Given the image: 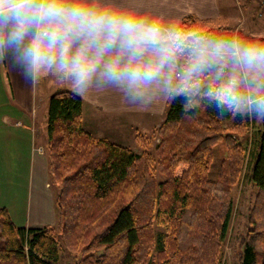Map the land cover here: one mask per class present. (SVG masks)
<instances>
[{
	"label": "trees",
	"instance_id": "trees-1",
	"mask_svg": "<svg viewBox=\"0 0 264 264\" xmlns=\"http://www.w3.org/2000/svg\"><path fill=\"white\" fill-rule=\"evenodd\" d=\"M226 23L187 15L180 26L209 36ZM47 118L57 223L18 226L0 207V264H61L63 256L72 264H223L232 189L247 174L255 195L240 264H264V121L248 150L236 135L249 118L206 101L186 110L183 96L169 101L151 134L136 132L137 148L88 131L83 99L71 90L49 97Z\"/></svg>",
	"mask_w": 264,
	"mask_h": 264
},
{
	"label": "clouds",
	"instance_id": "clouds-1",
	"mask_svg": "<svg viewBox=\"0 0 264 264\" xmlns=\"http://www.w3.org/2000/svg\"><path fill=\"white\" fill-rule=\"evenodd\" d=\"M27 81L73 94L115 90L148 109L184 97L264 121V42L205 36L167 21L146 0H0V59Z\"/></svg>",
	"mask_w": 264,
	"mask_h": 264
},
{
	"label": "crops",
	"instance_id": "crops-1",
	"mask_svg": "<svg viewBox=\"0 0 264 264\" xmlns=\"http://www.w3.org/2000/svg\"><path fill=\"white\" fill-rule=\"evenodd\" d=\"M248 1L245 0V3ZM232 2L146 0L154 12L163 14L165 20L178 22L179 25L187 15L228 20V16H232ZM244 13L246 19L248 16ZM59 90L71 88L53 76H42L35 83L27 81L19 74L10 57L0 59V162L3 167L7 165L4 169L28 178L26 191L21 186L24 197L20 198L16 193L19 199L15 200L14 205H9L4 199V188L0 186V207L9 210L12 220L18 226L42 227L57 223V193L52 194L47 181L48 113L44 104ZM82 99L83 123L88 131L133 148L136 132L159 126L165 118L170 101H161L148 109H141L130 104L122 93L115 90L93 92L91 96ZM124 126H129L130 133L123 130ZM11 179L7 180L8 185ZM65 258L62 257L61 264H69Z\"/></svg>",
	"mask_w": 264,
	"mask_h": 264
},
{
	"label": "rangeland",
	"instance_id": "rangeland-1",
	"mask_svg": "<svg viewBox=\"0 0 264 264\" xmlns=\"http://www.w3.org/2000/svg\"><path fill=\"white\" fill-rule=\"evenodd\" d=\"M238 1L239 0H233L231 3L232 7L230 8L232 16H228L226 26L208 37L211 38L218 37L220 35H227L228 38H231L232 35H238L246 39H256L264 42V0H249L246 3L245 0H240V2ZM241 10H244L243 12L247 14L248 17L246 19L244 18L245 15L243 16V12ZM48 103L49 100L44 104V108H47V113ZM44 111L45 110H43V112ZM260 121L261 120L249 118V124L245 133L236 135L240 141L248 144V150L252 147L251 143L254 138L255 129L259 125L258 123ZM227 124H231V122L229 121ZM122 128L127 131V133H130L129 126H124ZM155 128L144 129L142 132H148L147 134H151ZM155 143L156 142H154V144ZM133 146L134 148H137L136 144H133ZM216 148L217 166L225 156V147L223 143H220ZM5 167H7V165L5 164L3 167L0 162V186L4 188V199L10 205L13 204L15 200L19 199L18 196L20 198L24 197V192L22 191L21 186L23 190L26 191L28 178L26 175H17L10 172L4 169ZM247 173H250V170ZM10 177H12V179L8 185L7 180ZM248 177V174L247 176L245 175V177L232 189L235 205L230 229L224 244L223 264H240V252L243 247L241 241L247 230V215L252 204L251 201L255 195V187L250 182ZM47 181L49 182V190L53 195H55L59 186L53 181L51 175L47 177ZM16 193H18V196ZM65 260H67L69 264H72L69 259L65 258Z\"/></svg>",
	"mask_w": 264,
	"mask_h": 264
}]
</instances>
